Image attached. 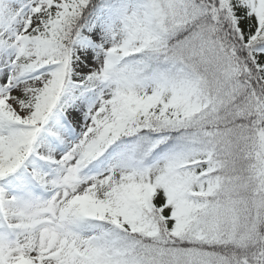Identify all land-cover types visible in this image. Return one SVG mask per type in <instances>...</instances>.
Segmentation results:
<instances>
[{
  "label": "snow or ice",
  "instance_id": "snow-or-ice-1",
  "mask_svg": "<svg viewBox=\"0 0 264 264\" xmlns=\"http://www.w3.org/2000/svg\"><path fill=\"white\" fill-rule=\"evenodd\" d=\"M0 264H264V0H0Z\"/></svg>",
  "mask_w": 264,
  "mask_h": 264
}]
</instances>
